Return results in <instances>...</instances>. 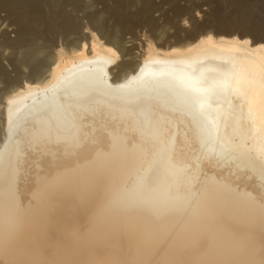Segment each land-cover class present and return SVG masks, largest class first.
Returning a JSON list of instances; mask_svg holds the SVG:
<instances>
[{
    "label": "bare ground",
    "instance_id": "1",
    "mask_svg": "<svg viewBox=\"0 0 264 264\" xmlns=\"http://www.w3.org/2000/svg\"><path fill=\"white\" fill-rule=\"evenodd\" d=\"M0 4L44 25L47 11L37 4ZM261 9L259 0L246 7L249 22L261 20ZM59 12L58 30L48 19L39 35L30 24L19 29L17 46L27 40L26 55H48L28 65L25 78L8 79L2 100L5 258L15 264H259L264 36H257L264 26L251 22L256 36L239 20L227 21L232 30L254 34L251 44L229 29L218 35L203 29L163 49L149 41L132 61L134 53L113 32L100 41L83 26L88 44L79 36L66 49L53 44L58 31L72 35L80 28ZM114 47L125 58L111 76Z\"/></svg>",
    "mask_w": 264,
    "mask_h": 264
},
{
    "label": "rangeland",
    "instance_id": "2",
    "mask_svg": "<svg viewBox=\"0 0 264 264\" xmlns=\"http://www.w3.org/2000/svg\"><path fill=\"white\" fill-rule=\"evenodd\" d=\"M2 1H6V0H0V3L2 2ZM218 1H220V0H218ZM231 0H229V2H230ZM199 2L200 3H202L207 9H208V12H207V14L204 16V19L203 20H200V19H198V18H196V17H194V16H191V12H192V8L194 7V5H187V6H185V5H183V4H177L176 6H174V8H173V10H172V13H171V15H169L168 16V20H170V22L172 23V25H173V27L170 29V30H160V29H158L157 27H155V26H153L150 30H141V29H139V28H137L136 26H134V25H124L122 28H120L119 30H117L116 28L114 29V27H112V26H110V25H108V24H99L98 25V23H96V21L94 20L95 19V17H94V15H92V14H88V15H74V14H71V13H68V12H66V15L68 16V18L70 19V20H72L73 22H74V24H77L78 26H77V28L78 27H80V28H78V29H80V32H78L77 33V31H78V29H77V31L75 30V32L73 33V34H75L76 36H74V37H71V36H73V34L71 35V34H66V32H60V31H58L56 34H55V37L52 39L53 41V44H55V45H61L64 49H66L65 47L67 46V42H69V41H71V39H75L77 36H79L78 38L80 39V41L81 42H84V43H87L88 44V42H90V35H86L87 34V32H83L82 30V28H83V26L85 27L84 28V30H87V31H89L90 30V32L92 31L93 33L95 32V34L99 37V40L100 41H106L107 39H106V36L108 35V34H112V32H113V34H116V35H118V36H121V39L123 38V42L125 43V48L127 47V48H129V49H131V51L134 53H132L133 55H132V57H131V60L132 61H136L137 59H139L140 58V56L144 53V50H145V44H147L149 41H150V43L153 45V47L155 46L156 47V49H161L163 46H169L170 44H172V45H175V42L178 40V39H182V40H188V38L189 37H191L192 36V34H194V33H198V32H200V30H208V32L210 33V34H212V35H218V33H220V34H223L222 32H224V34H226L227 32L228 33H230L231 31L233 32V34H237V35H243V34H245L246 35V37H248L249 38V40H254L256 37H255V35L257 34L254 30H256V29H258L259 30V28L260 27H262V25L260 24L261 23V20H258V19H251V21L249 22V20H250V18H249V16L251 17V18H253V16L252 15H250V14H247L248 16H247V19H246V22L244 23V25L245 26H247V29H246V31L248 30V29H254L256 26H258L256 29H254L253 31L251 30H248V33L249 32H252V33H254V34H252V35H250V34H246V33H244L245 32V28H244V30L243 31H241V26L239 25H237L238 27H240V28H238V29H240V30H236L237 29V27H236V25H235V30H234V26H233V30L231 29L232 27H230V26H227L228 24H226L227 23V21H234V20H237L236 22H238V17H239V11L236 13V9H237V7L235 6V8H232V7H234V5L232 4V3H230V4H232L233 6H231L230 4V8L231 9H235V13H234V10L232 11L233 12V14H232V12L230 11L231 9L230 8H228L227 6H229L228 5V1L226 0V2H228L227 4L226 3H220L221 4V8H215L217 5H216V0H199ZM220 4H218L219 6H220ZM38 5V7H39V9H40V11L41 12H45V10L47 11V12H45V13H43L44 14V17H45V19H44V17L41 19V21L43 22V24L45 25H43L44 26V28H43V26H40V25H42V24H39L40 22H36V20L33 22L32 21V24H30V25H32L31 26V29H32V34L35 36V34H41L42 32H43V29H45V27L47 26V23L46 22H48V21H50L49 23H53V25H54V27L55 28H57V29H55L54 27H53V29H55V30H58L59 28H58V26H56V25H60L59 24V22H60V20L59 19H61L59 16L57 17L56 15H57V13L59 12L58 10H60V9H57L56 10V8L54 9V8H48L46 5H39V4H37ZM216 5V6H215ZM219 6H217V7H219ZM41 7V8H40ZM225 8H228L227 10H229V12H227V10L225 9ZM45 9V10H44ZM220 10L221 9V11L219 12V13H221L222 12V10L223 9H225V10H223V12L221 13V14H219L218 13V10ZM43 10V11H42ZM49 10H50V12H49ZM63 10V9H62ZM215 10H217L216 12H215ZM239 10V9H238ZM63 11H60L59 12V14L58 15H60V13H62ZM189 12V13H188ZM19 13V14H18ZM50 13H53V14H51L50 15ZM63 13H65V12H63ZM211 13V14H210ZM215 13L217 14V15H215ZM224 13V15H222ZM48 14V15H47ZM56 14V15H55ZM183 14V15H182ZM185 14H188L189 16H190V21H189V25L188 26H185L183 23H182V19H183V17L185 16ZM213 15L214 16V19H213V16H212V18L210 17V15ZM235 14H237V17L235 16ZM55 15L56 17H53V16ZM71 15V16H70ZM222 17H221V16ZM46 16H48V17H46ZM218 16V17H217ZM236 17V18H233V17ZM22 17H23V19H22ZM27 18L25 15H23V14H21V12H18V11H12V12H8L7 10H5L4 8H2L1 7V4H0V22H6V21H8V20H13L14 22H20V21H23L25 18ZM55 18L56 19V21L54 22V20L55 19H53V18ZM210 18V19H209ZM217 18H222V21L221 22H219L221 19H218V21H217ZM230 18H233V19H229ZM28 19V18H27ZM47 19H48V21H47ZM53 19V20H52ZM213 20L215 21V22H213ZM255 20V21H254ZM255 22V23H257V25L256 26H253V27H251L252 26V24H254V23H251V22ZM30 22H31V20H30ZM260 22V23H259ZM34 23V24H33ZM55 23V24H54ZM56 23H58V24H56ZM81 23V24H80ZM229 23V22H228ZM239 23V22H238ZM239 24H241V23H239ZM259 24V25H258ZM23 24H21V26H22ZM24 25H26V24H24ZM23 25V26H24ZM29 25V26H30ZM82 25V26H81ZM98 25V26H97ZM210 25V26H209ZM33 26H37V27H33ZM76 26V25H75ZM86 27H87V29H86ZM249 27V28H248ZM21 28L22 27H20L19 29L21 30ZM39 30H38V29ZM109 28H111V29H109ZM200 28V29H199ZM212 28V29H211ZM263 28V27H262ZM17 30V32H16V35L14 36V37H8L7 35H5L4 37H2V38H0V50H1V52H0V56H4L5 54H6V56H5V59H6V64H7V66H5L4 64H0V117H1V112H2V109H1V106H2V100L4 101V99H3V97L7 94L6 92V90H8L9 89V87L7 86L8 85V79L10 80V78H11V80L12 79H17V78H19V77H22L21 75H23V78H25L24 76H28V75H26V74H28V71L30 70V69H28V71H27V66L29 65V68L30 67H34L35 65H37L39 62H42V61H44L45 60V57L46 56H44V55H46V53H47V55H48V50H43V52H40V53H38V54H36V56L38 57V58H36V56H33L34 58H36L35 60H34V58L32 57L31 58V56L29 57L28 56V53H27V55H26V52H27V50L28 49H24V48H26V45H27V43L26 42H24V41H27V40H23L22 39V41H20V40H18V42H19V45H20V43H22V45L23 46H25V47H23L22 45V48L20 47V46H17L18 45V43L16 42L17 41V39L20 37V36H18L19 35V32H20V30ZM135 29V30H134ZM199 31H198V30ZM215 29H216V31H215ZM231 30V31H229V30ZM38 31V33H37V31ZM124 30V31H123ZM128 30H129V33H128ZM192 30V31H191ZM193 30H195V31H193ZM197 30V31H196ZM264 30V29H263ZM262 30V31H263ZM36 31V33H34ZM82 31V32H81ZM211 31V32H210ZM260 31H261V28H260ZM259 31V33H258V36H257V38L259 37V34H260V36H261V38H263V36L264 35H261V32ZM110 32V33H109ZM191 32V33H190ZM226 32V33H225ZM243 32V33H242ZM58 33L60 34V36L58 35ZM77 33V34H76ZM264 32H262V34H263ZM18 34V35H17ZM79 34V35H78ZM38 35L36 36V37H38ZM43 35V34H42ZM57 35V36H56ZM18 36V37H17ZM124 36V37H123ZM67 37V38H66ZM84 37H85V39H84ZM17 38V39H16ZM32 38H35V37H32ZM77 38V39H78ZM83 38V39H82ZM260 38V37H259ZM16 39V40H15ZM44 39V38H43ZM43 39L41 40V39H37V40H41V41H38V44L39 43H42V41H43ZM68 41H67V40ZM87 39V40H86ZM264 39V38H263ZM12 40H14V41H12ZM125 40V41H124ZM6 41V43H4ZM7 41H12L13 42V44L12 43H9V42H7ZM29 41V40H28ZM172 42V43H171ZM264 42V41H263ZM17 43V44H16ZM7 44V48H6V46L5 45ZM11 44V45H10ZM15 44V45H14ZM162 44V45H161ZM13 45V46H12ZM54 45V46H55ZM8 46H11V47H8ZM16 46H17V48L19 49H17L16 48ZM28 46V45H27ZM171 46V45H170ZM4 47V48H3ZM161 47V48H160ZM6 48V49H5ZM2 49H4V51L2 52ZM11 49V50H10ZM13 49V50H12ZM115 52H116V56H115V60H114V63H113V65H112V67L110 68V75L111 76H113V74L115 73V71H116V69L117 68H115L116 67V65L118 64V61H119V63H120V60L122 61L124 58H125V56H124V58H123V52L121 51V50H119L117 47H114V48H112ZM163 49V48H162ZM21 50H23V51H21ZM17 53H16V52ZM18 51H21V53H19ZM5 53V54H4ZM43 53H45V54H43ZM24 54V55H23ZM27 57H29V58H27ZM17 56V57H16ZM24 56L25 57V60H24V57L22 58V57ZM20 57V58H19ZM130 58V57H129ZM23 59V60H22ZM27 59V60H26ZM28 59L31 61V63H30V61H28ZM39 59H41L42 61H39ZM135 59V60H134ZM29 63H28V62ZM39 61V62H38ZM124 61V60H123ZM22 62V63H21ZM37 62V63H36ZM117 62V63H116ZM116 63V64H115ZM22 64V65H21ZM26 64V65H25ZM24 65V66H23ZM31 65V66H30ZM26 67V68H25ZM107 70V69H106ZM111 70H113V71H111ZM114 72V73H113ZM18 75H19V77H18ZM15 77V78H14ZM6 83V84H5ZM8 87V89H7V87ZM4 92V93H3ZM0 126H1V120H0ZM1 128V127H0Z\"/></svg>",
    "mask_w": 264,
    "mask_h": 264
},
{
    "label": "snow or ice",
    "instance_id": "3",
    "mask_svg": "<svg viewBox=\"0 0 264 264\" xmlns=\"http://www.w3.org/2000/svg\"><path fill=\"white\" fill-rule=\"evenodd\" d=\"M21 9H27L33 4L46 5L48 8L63 9L65 12L74 15L92 14L98 24H108L117 30L124 25H134L141 30H150L153 26L160 30H170L173 25L168 20L174 6L177 4L194 5L191 16L200 20L204 19L208 9L199 0H17ZM240 10L239 22H246V7L254 0H231ZM261 9V24L264 26V0H259ZM190 16L185 14L182 23L189 25ZM21 24H29L25 18L21 22L8 20L0 22V38L7 35L14 37ZM249 44L255 41H247ZM5 56H0V64H6ZM0 264H15V262L5 258L4 249L0 248ZM259 264H264V257Z\"/></svg>",
    "mask_w": 264,
    "mask_h": 264
}]
</instances>
